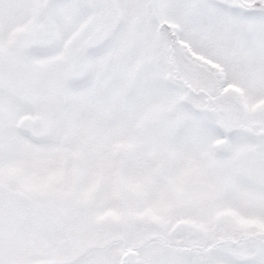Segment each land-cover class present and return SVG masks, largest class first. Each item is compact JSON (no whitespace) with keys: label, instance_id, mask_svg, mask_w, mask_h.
Here are the masks:
<instances>
[{"label":"snow or ice","instance_id":"6c2138e0","mask_svg":"<svg viewBox=\"0 0 264 264\" xmlns=\"http://www.w3.org/2000/svg\"><path fill=\"white\" fill-rule=\"evenodd\" d=\"M0 264H264V0H0Z\"/></svg>","mask_w":264,"mask_h":264}]
</instances>
